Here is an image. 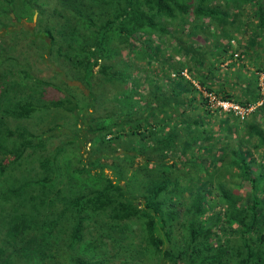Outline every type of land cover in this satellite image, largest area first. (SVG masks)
I'll use <instances>...</instances> for the list:
<instances>
[{"label":"trees","instance_id":"trees-1","mask_svg":"<svg viewBox=\"0 0 264 264\" xmlns=\"http://www.w3.org/2000/svg\"><path fill=\"white\" fill-rule=\"evenodd\" d=\"M206 1L0 0V264H264V172L250 157V148L264 157V116L240 121L202 95L244 108L262 96L249 115L263 108L258 72L249 98L236 99L215 65L246 56L264 71V0H223L255 8L243 49L227 39L205 62L190 42L176 43L187 62L145 87L119 57L136 34L167 33L191 14L222 24ZM86 4L109 14L94 19ZM32 13L33 28L14 29ZM37 59L66 65L85 95L36 77ZM58 110L71 120L29 127ZM220 111L214 133L204 117Z\"/></svg>","mask_w":264,"mask_h":264},{"label":"rangeland","instance_id":"rangeland-1","mask_svg":"<svg viewBox=\"0 0 264 264\" xmlns=\"http://www.w3.org/2000/svg\"><path fill=\"white\" fill-rule=\"evenodd\" d=\"M205 5L212 8L214 11H217L216 14L219 16L218 20L221 19L222 24L217 25L215 18H211L210 20L209 17L199 16L198 20H195L192 19L191 14L190 16H188V22L183 25L179 24L178 22L165 24L167 33H157L156 30L152 29L149 30V32L145 31L144 34H136L135 41L132 43V45H130L127 50L123 49L120 51L119 57L129 63V65L131 66L130 70L135 76L138 77V79H140V85L142 87L147 86L149 82H156L160 78V76L163 77V75L167 74V72H170V68L172 66L178 68L179 66L184 65L187 62L188 55H186V53H184V51H182L181 49L177 48L176 43L190 42L193 46L199 49V54L203 55L204 61L209 62L213 60V56H211V53L213 54L215 48H217L220 44H225V41H227V39L229 40V43L233 48H241V46H245L251 39V37L255 35L252 27L257 21V16L255 15V8L250 3H247L241 8H233L232 5H226L223 0H208L206 1ZM86 6H81L80 9H83L84 13H87L94 19H103L109 14L107 10L102 9L101 7ZM221 10L223 11L221 12ZM238 10H240L241 12V16H239V23L237 22L238 17H236L231 22L233 11L235 12ZM21 19L22 21L20 23H16L18 25H15L14 29H31L35 24L36 14L32 13L31 17L26 16ZM238 24L240 25L238 26ZM261 40L262 38H260L258 41ZM229 51L227 49V51L223 54V57L226 56ZM258 51L261 56L259 59V65L264 68V55L260 48H258ZM215 56L219 57L218 54H215ZM236 57L237 56L234 55L233 59L226 58L221 62L216 63L215 79L224 81V79L228 77L227 81L229 83H232V85L227 83L224 85V88L232 93L233 98L247 99L249 98L250 93H248V91L246 90L245 84H250L252 80V76L250 74L251 72H258L257 82L259 86V92L262 93L264 87V71L255 70V66L252 64V62H248L246 56H242L238 60L235 59ZM65 69H67L66 65H61L53 60L41 62L37 59L36 71H33V74H35V76L39 78L52 77L51 79L53 83H55L62 89L68 90L70 93L73 92L79 98L81 95H85L87 91L85 85L77 78L71 76L72 74L70 75V72H66ZM181 74L188 77L185 70H182ZM240 74L245 75V79L238 80L237 75ZM143 75H146L147 79L143 80L141 78ZM163 80L165 81V77L163 78ZM191 81L193 82V80ZM193 84L198 87L195 81L193 82ZM214 87H216V84H214ZM53 91L54 94L59 96L61 95L60 92H57L56 90ZM202 95H205L209 98V104H211L209 105V107L211 108L218 106L216 104V101H225L218 100L215 95L206 93L204 91H202ZM262 99L263 98L261 96V99H258L256 103H253L252 105L247 107V115L245 116L247 117L246 121L258 120V123H260L262 116H264V106L254 116L249 115V111H251L255 106H262L260 105ZM227 102L240 107L235 102ZM229 110L233 112L232 108L223 111L227 112ZM198 111H202V108L199 107ZM223 111L217 112L216 117L213 115L211 117H204L205 121L206 118L209 119V126L214 131V133H216L218 119L224 116ZM50 114L51 117L41 116L36 117V119H32L29 123V127H31V130L35 133L41 132L49 126L50 123L48 121L51 120L53 122H61L62 124L66 122L68 123V121L71 120V117H68L67 114L61 110L53 111ZM233 114L236 113L233 112ZM244 119L240 118L238 120L241 121ZM228 124H234V120L230 115ZM222 132L226 135L227 139H232L234 135L233 132H229L224 128ZM239 133L242 134L241 132ZM65 136H60L56 138V140H62L65 138ZM250 149L251 160L255 161L253 169H256V165L260 164L261 169L264 172V157H262L260 150H254L253 148ZM64 163L68 166L73 165L70 157L64 160ZM115 262H118V260L116 259ZM148 263L151 264L152 262L150 261Z\"/></svg>","mask_w":264,"mask_h":264},{"label":"built area","instance_id":"built-area-1","mask_svg":"<svg viewBox=\"0 0 264 264\" xmlns=\"http://www.w3.org/2000/svg\"><path fill=\"white\" fill-rule=\"evenodd\" d=\"M216 104L221 107V110H228L229 108L233 109V112H235L240 118L243 117L244 114H246V109L244 107H238L237 105H232L231 103H228L227 101H216Z\"/></svg>","mask_w":264,"mask_h":264}]
</instances>
